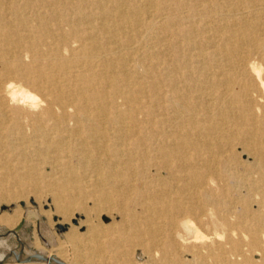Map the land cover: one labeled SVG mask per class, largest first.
Masks as SVG:
<instances>
[{"label": "bare ground", "instance_id": "bare-ground-1", "mask_svg": "<svg viewBox=\"0 0 264 264\" xmlns=\"http://www.w3.org/2000/svg\"><path fill=\"white\" fill-rule=\"evenodd\" d=\"M45 193L82 264H264V0H0V226Z\"/></svg>", "mask_w": 264, "mask_h": 264}, {"label": "rangeland", "instance_id": "rangeland-1", "mask_svg": "<svg viewBox=\"0 0 264 264\" xmlns=\"http://www.w3.org/2000/svg\"><path fill=\"white\" fill-rule=\"evenodd\" d=\"M240 159L245 160L246 156L240 155ZM43 171L48 172L49 170L44 169ZM89 187L90 189L89 188L87 189V185H86L85 192L88 193L91 191V186ZM75 194L76 193H74L75 199L81 198L82 202L85 201L82 204H84L88 208L91 207L93 209V205H94L93 197H90L85 193L84 197H86L87 199L86 198L84 199L82 198L83 197L82 195L79 194L75 195ZM24 199L25 198H23V200ZM81 200L78 199V201L80 202ZM15 202L16 200L14 199L12 201L10 200L9 202H2L0 204V215L4 212L12 213V210L15 209ZM17 206H19V208L24 213H26V216L22 217L19 220V223L17 225L18 227L16 226L17 227L16 230H13L16 227L9 229L8 227L0 226V241H1L0 251L9 253L11 249H15L16 247L17 248L19 247V241L29 245H33L36 237L44 250L46 251L49 250L53 252V254L61 253L66 258L67 262L73 264H76L77 262H78L77 264H79L80 262L81 264L84 263L82 260H84L85 257L88 256L89 254L86 247L87 242H84L85 239L83 238L85 237L82 236L86 232L87 223H82V225L80 226L78 225L79 222L84 221L85 214L83 212L78 211L76 209V206H74V208H72L73 210H71L72 212H70L71 217L69 224L72 225L73 228H76L77 234L81 235V237H79L80 240L78 239L80 241L79 243L78 240L70 239L67 233L68 228L62 226L66 224L60 223V219H61L60 215L57 214V212L55 211V207L51 202L50 194H48L47 196L46 193L41 194L39 195V197H35L32 194H30L28 196L27 202L18 201ZM32 212L37 214V217L33 215L28 216ZM102 213H99L98 215L97 211L92 210L91 218L96 222L100 221V223L103 224V226H107L112 222L111 217H108L106 213H103L104 215H102ZM96 215L98 217H96ZM114 217H115L114 220H116L117 222L119 220V217L117 215H115ZM81 241L83 243H81ZM78 246L80 247L79 249ZM131 257L132 258L129 261H127L126 264H131V263L158 264V262H156V259L152 258L151 255L148 256V254H143L139 247L134 248ZM79 258L81 259L80 262L78 261ZM184 259H187L189 261L191 259V256L185 255Z\"/></svg>", "mask_w": 264, "mask_h": 264}]
</instances>
